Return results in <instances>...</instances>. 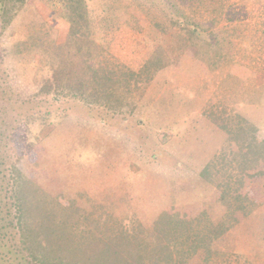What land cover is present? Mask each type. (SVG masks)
<instances>
[{
  "label": "rangeland",
  "instance_id": "1",
  "mask_svg": "<svg viewBox=\"0 0 264 264\" xmlns=\"http://www.w3.org/2000/svg\"><path fill=\"white\" fill-rule=\"evenodd\" d=\"M3 1L0 264L22 262L17 170L105 238L171 212L199 248L181 264H264V0H157L185 22L168 33L150 0H87L94 43L67 67L22 44L72 43L61 10ZM90 79L103 103L81 98Z\"/></svg>",
  "mask_w": 264,
  "mask_h": 264
},
{
  "label": "trees",
  "instance_id": "2",
  "mask_svg": "<svg viewBox=\"0 0 264 264\" xmlns=\"http://www.w3.org/2000/svg\"><path fill=\"white\" fill-rule=\"evenodd\" d=\"M0 1V14L3 16L7 5L4 7L5 1ZM40 1L50 8L61 10V16L69 22L72 43L47 44L40 39L22 44L25 47L32 44L30 48L27 47L28 50H36L44 57L50 56L53 67L56 60L61 67H67L70 60H73L72 63L80 61V53L73 44L90 46L94 43V21L88 12V1ZM195 1L205 4L207 0ZM13 2L21 11L28 0ZM150 3L148 8L145 6L144 13L161 33L184 25L185 22L172 15L171 10L154 7L159 3L157 0H150ZM192 33L207 35L217 48L225 50V40L217 36L218 31L205 32L198 22L192 21ZM22 44L15 46L19 48ZM160 55L156 53L155 58ZM88 83L86 86L81 81L77 83L81 98L87 103H103L104 98L97 84L93 79ZM14 186L16 226L19 231L16 253L20 256L21 264H181L198 252L199 248L194 243L182 241L184 224L175 213L163 212L151 227L138 225L131 232L124 229L112 238H105L85 222L84 213L77 205L64 204L19 170ZM208 230L211 233L213 227Z\"/></svg>",
  "mask_w": 264,
  "mask_h": 264
}]
</instances>
